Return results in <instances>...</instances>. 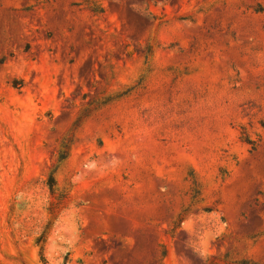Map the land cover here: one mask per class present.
<instances>
[{"label":"rangeland","instance_id":"rangeland-1","mask_svg":"<svg viewBox=\"0 0 264 264\" xmlns=\"http://www.w3.org/2000/svg\"><path fill=\"white\" fill-rule=\"evenodd\" d=\"M0 264H264V0H0Z\"/></svg>","mask_w":264,"mask_h":264},{"label":"trees","instance_id":"trees-1","mask_svg":"<svg viewBox=\"0 0 264 264\" xmlns=\"http://www.w3.org/2000/svg\"><path fill=\"white\" fill-rule=\"evenodd\" d=\"M52 190H53V187H52ZM41 258L42 260H46L45 257H44V254H43V247H41ZM46 262V261H45Z\"/></svg>","mask_w":264,"mask_h":264}]
</instances>
